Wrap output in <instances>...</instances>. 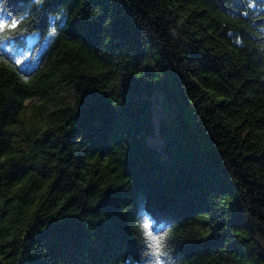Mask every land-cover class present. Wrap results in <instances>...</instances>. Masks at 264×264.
Here are the masks:
<instances>
[{
    "label": "trees",
    "instance_id": "1",
    "mask_svg": "<svg viewBox=\"0 0 264 264\" xmlns=\"http://www.w3.org/2000/svg\"><path fill=\"white\" fill-rule=\"evenodd\" d=\"M5 11L0 264H264V0Z\"/></svg>",
    "mask_w": 264,
    "mask_h": 264
},
{
    "label": "snow or ice",
    "instance_id": "2",
    "mask_svg": "<svg viewBox=\"0 0 264 264\" xmlns=\"http://www.w3.org/2000/svg\"><path fill=\"white\" fill-rule=\"evenodd\" d=\"M9 2H13V0H0V16L5 17V18H0V46H2L3 41H7L13 38L9 33L10 32L15 33L21 27L25 19L23 15H18L15 18H13V16L10 13L5 11V9L7 8V4ZM15 2H20V0H15ZM44 2L45 0H34V3L36 4H43ZM73 2L74 3L79 2V0H73ZM48 3L53 4L54 0H48ZM65 15L67 14L65 13ZM57 19L59 18L57 17ZM55 34H56V28L52 27L49 35H55ZM16 63L22 64L23 61L17 59ZM140 228L144 231V234L149 237L150 240L149 247L152 249L151 255L156 258L155 264H160V257L166 254L165 251L163 250L164 237L153 235L152 232L149 231L150 225L148 223V220H144L141 223ZM120 264H123V262L121 261Z\"/></svg>",
    "mask_w": 264,
    "mask_h": 264
},
{
    "label": "rangeland",
    "instance_id": "3",
    "mask_svg": "<svg viewBox=\"0 0 264 264\" xmlns=\"http://www.w3.org/2000/svg\"><path fill=\"white\" fill-rule=\"evenodd\" d=\"M32 39L26 40V45L20 49L19 55L20 56H28L30 53V47H31ZM154 100L156 103L154 104L155 110H154V121L156 124V130L154 134L150 135L147 139L148 144L153 147H157L159 150L162 149V147L166 144V138L163 135V133L160 130L161 127V121L162 119H173L172 112L164 105L162 102V96L161 95H155ZM173 121H170L169 124L172 125Z\"/></svg>",
    "mask_w": 264,
    "mask_h": 264
}]
</instances>
